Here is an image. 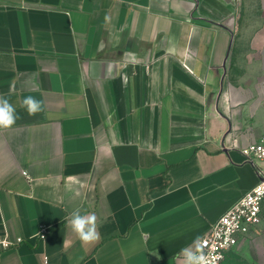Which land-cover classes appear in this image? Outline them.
Listing matches in <instances>:
<instances>
[{
    "label": "crops",
    "instance_id": "1",
    "mask_svg": "<svg viewBox=\"0 0 264 264\" xmlns=\"http://www.w3.org/2000/svg\"><path fill=\"white\" fill-rule=\"evenodd\" d=\"M0 97V264H183L260 181L264 0H0ZM261 218L224 264H264Z\"/></svg>",
    "mask_w": 264,
    "mask_h": 264
},
{
    "label": "built area",
    "instance_id": "2",
    "mask_svg": "<svg viewBox=\"0 0 264 264\" xmlns=\"http://www.w3.org/2000/svg\"><path fill=\"white\" fill-rule=\"evenodd\" d=\"M241 152L249 162L263 164V168L258 167L260 181L199 239L204 245V253L210 258V264H224L227 253L239 244L242 237L250 234L261 223L264 203V140L243 148ZM44 236L42 234L41 238ZM22 241L19 239L18 243ZM15 245L6 235L0 236L2 248Z\"/></svg>",
    "mask_w": 264,
    "mask_h": 264
},
{
    "label": "clouds",
    "instance_id": "3",
    "mask_svg": "<svg viewBox=\"0 0 264 264\" xmlns=\"http://www.w3.org/2000/svg\"><path fill=\"white\" fill-rule=\"evenodd\" d=\"M22 106L29 116H35L44 111L43 102L32 96L25 97ZM16 120L14 106L8 99L0 97V129L11 128ZM68 225L84 245L94 244L100 238L95 214L82 215L79 209H75L71 213ZM203 248L204 245L197 240L193 246L182 249L183 264H210V258L204 253Z\"/></svg>",
    "mask_w": 264,
    "mask_h": 264
}]
</instances>
